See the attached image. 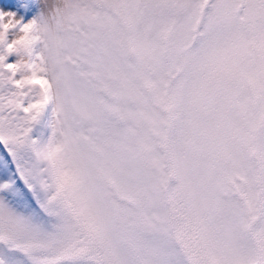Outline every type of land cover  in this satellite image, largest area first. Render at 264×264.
I'll use <instances>...</instances> for the list:
<instances>
[{"label":"snow or ice","instance_id":"6c2138e0","mask_svg":"<svg viewBox=\"0 0 264 264\" xmlns=\"http://www.w3.org/2000/svg\"><path fill=\"white\" fill-rule=\"evenodd\" d=\"M0 264H264V0H0Z\"/></svg>","mask_w":264,"mask_h":264}]
</instances>
